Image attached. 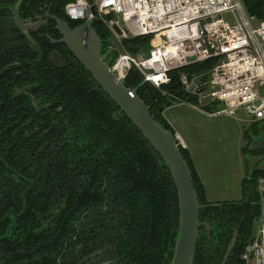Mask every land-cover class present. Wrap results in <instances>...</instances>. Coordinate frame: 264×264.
Segmentation results:
<instances>
[{
    "label": "trees",
    "instance_id": "1",
    "mask_svg": "<svg viewBox=\"0 0 264 264\" xmlns=\"http://www.w3.org/2000/svg\"><path fill=\"white\" fill-rule=\"evenodd\" d=\"M70 1L24 0L22 17L48 5L77 25L80 22L65 12ZM14 2L0 0V264H75L78 244L96 251L100 262L113 258L118 259L113 264H170L180 209L165 161L65 45H54L44 37L41 45L34 35L33 45L19 32L12 22ZM243 2L251 14L264 20V0ZM94 27L104 45L110 44V30L99 21ZM150 38L126 40V49L138 53ZM37 48L42 51L39 60ZM117 54L114 51L112 57ZM14 61L19 63L3 70ZM214 63L211 59L174 70L171 82L162 88L143 83L133 68L126 85L137 88L150 110H158L156 119L175 132L163 111L176 98L198 102L182 85L180 72L205 73L206 79ZM219 107L218 103L206 106ZM113 113L121 117L119 121ZM182 152L204 205L200 221L215 224V240L210 243L201 226L193 264H224L221 251L233 234L229 226L225 232L219 227L226 209L206 205L205 184L191 152ZM257 185L256 176L244 180L249 191L246 203L229 207L232 217L241 219L242 233L229 264H241L239 255L259 218ZM57 206L59 213L46 224Z\"/></svg>",
    "mask_w": 264,
    "mask_h": 264
},
{
    "label": "built area",
    "instance_id": "2",
    "mask_svg": "<svg viewBox=\"0 0 264 264\" xmlns=\"http://www.w3.org/2000/svg\"><path fill=\"white\" fill-rule=\"evenodd\" d=\"M65 11L72 20L99 21L110 30L107 53L118 52L111 68L120 77L135 68L143 81L162 88L171 82L172 71L214 59L206 79L205 73L180 72L186 91L211 117H237L243 110L249 121H264V20L243 0H71ZM146 35L151 38L142 51L126 49V40ZM215 103L220 107L206 108ZM257 183L259 230L245 246L242 264H264V174Z\"/></svg>",
    "mask_w": 264,
    "mask_h": 264
},
{
    "label": "water",
    "instance_id": "3",
    "mask_svg": "<svg viewBox=\"0 0 264 264\" xmlns=\"http://www.w3.org/2000/svg\"><path fill=\"white\" fill-rule=\"evenodd\" d=\"M22 1L18 0L14 19L29 38L30 25L21 20L19 12ZM52 18L62 34L60 41L67 44L104 91L121 107L165 161L177 187L180 209L179 229L170 264H193L200 228L203 225L200 221V210L204 205L199 201L193 173L182 152L176 131L164 127L140 97L137 88L127 86L126 78L120 77L112 70L113 58L109 62L103 60L102 38L94 27L95 21L84 22L72 28L68 21L56 16ZM258 128L259 138L252 137L250 151L264 149V121ZM187 149L190 151L189 148ZM249 169L251 174L254 169L264 171V156L252 157ZM235 239L236 236L234 241Z\"/></svg>",
    "mask_w": 264,
    "mask_h": 264
},
{
    "label": "rangeland",
    "instance_id": "4",
    "mask_svg": "<svg viewBox=\"0 0 264 264\" xmlns=\"http://www.w3.org/2000/svg\"><path fill=\"white\" fill-rule=\"evenodd\" d=\"M202 105L176 99L164 115L185 139L209 200L239 201L248 175V155L244 151L249 142L244 131L250 117L243 110L237 117L225 114L211 117Z\"/></svg>",
    "mask_w": 264,
    "mask_h": 264
},
{
    "label": "flooded vegetation",
    "instance_id": "5",
    "mask_svg": "<svg viewBox=\"0 0 264 264\" xmlns=\"http://www.w3.org/2000/svg\"><path fill=\"white\" fill-rule=\"evenodd\" d=\"M23 1L21 2L20 6H19V12H20L21 20L25 24L30 25V29H28V32L30 34V37H29L30 43L33 44V45L36 44V41L33 38V35H34L36 37V39H38V41L40 42L41 45H42L41 39L44 37V38L49 39L50 43H52L54 45H58V44L65 45L70 50V48L67 46V44H65L64 42H61L60 41L61 38H62V34L57 29L56 21L52 17L53 16H56V17H60V18H62L64 20L68 21L69 24H70V26L72 28H75L78 25L83 24V22L79 21L80 23H78L77 25H73V23L71 21L63 18L60 15H57V14L53 13L52 12V8L50 6H48V5H45L44 7L40 8L39 11H38V13H35L32 16H30V17L23 18L22 17V13H21L22 12L21 11V8H22ZM17 5H18V0H15V2L12 4V8H13L12 9L13 10L12 22L14 23V25L16 27H18V29L20 30L19 31L20 33L25 34L20 29V27L17 25V23H16V21L14 19V13H15V9L17 8ZM65 8H66V6H65ZM20 33H17L16 34L17 37L20 36V35H22ZM37 34H38V36H37ZM111 43H112V40H111L110 44ZM110 44H108L106 46V44L104 45L103 40H102V58L106 62H109L110 59L113 58L112 57V54L113 53H111V54H108L107 53V48H108V46ZM37 49L39 50V53H40V55H38V60H39L40 59L39 57L41 56L42 51L40 50V48H37ZM57 51L58 52L59 51H63V48H58ZM58 52H56V55H57ZM72 54L75 56V54L73 52H72ZM18 63H19L18 61H14L12 63H9L8 65H6L3 68V70H7L11 66H13L15 64H18ZM16 90H17V88H16ZM93 91H95V89H93ZM14 92H15V89H14L13 93ZM165 110L163 111V115H164ZM157 111L158 110L155 107H152V111L151 112L154 115L157 114ZM112 117H113V119L115 121H119L120 118H121L117 113H113ZM164 117H165V115H164ZM261 122L262 121H249V126L244 131L245 133L248 134V142H249L248 145L245 147L246 150L244 151L248 155V161H247V165H248V171L247 172H248V175H247V177H245L244 180H247L248 178H253L255 176H256V178L258 180V178H259V175L258 174H259V172H261V171H258L257 169H254L253 172H252V174H251L250 173V169H249V163H250V159L252 157L264 156V149L257 150V151H250V149H249V147H250V145H251V143L253 141V138H257V139L259 138L260 131L258 132V126H259V124ZM248 193H249V191L248 190H245L244 189V186H243V197H242L241 200L236 201V202H223V203L222 202H212L211 200H209V198L207 196V200L209 202L206 205L208 207H224L226 209V211L224 212V214L222 216V221L220 222V226H219L220 227V230L223 231V232H225V228L227 226H229L230 228L233 229V234H232L231 239H230V241L228 243L227 249L224 252L221 251L222 262H224V264L225 263L226 264L227 263L229 264L235 258L236 254H237V250H238L237 249L238 248V245H239L238 243L242 239V233L240 231L241 219H238L237 218L238 215L236 216V218H235V216L232 217V215L229 212V207L232 204H237L236 206H238L239 204L246 203V201L248 199ZM206 194H207V192H206ZM257 194H258V185H257ZM257 201H258V199H257ZM55 208L56 209L53 211L54 212V216L51 215L49 217V220L46 221V224L48 222H50L51 220H53L54 217L57 216V214L59 213V210H60L59 209V206H57ZM258 224H259V218H257L255 220V222H254V225H253L252 230H251L252 231L251 232L252 234H251L250 238L247 240L248 242H250L254 238V236L257 234V231L259 230V225ZM203 226L206 228V230L208 232V238H207V240L209 241V243L212 242V241H214L215 240V238H214L215 236H214V233H212V232L214 231L215 224L213 223V221H211L209 219H205L204 222H203L202 227ZM235 236H236V239L234 241V237ZM222 242H225V239H222ZM233 242H234V244H233ZM208 245H211V244H208ZM76 253H77L78 257H77V260L75 261V264H113L116 260H118V259H113V258H107L106 261L100 262V261H98V258H97V254L98 253L96 251H93V249H89V251H87L84 247H82V244H78L76 246ZM239 258H240V263H241V255H239Z\"/></svg>",
    "mask_w": 264,
    "mask_h": 264
},
{
    "label": "crops",
    "instance_id": "6",
    "mask_svg": "<svg viewBox=\"0 0 264 264\" xmlns=\"http://www.w3.org/2000/svg\"><path fill=\"white\" fill-rule=\"evenodd\" d=\"M167 119V118H166ZM168 121H169V123L172 125V123H171V121L169 120V119H167ZM172 127H173V125H172ZM175 130V129H174ZM176 131V130H175ZM177 132H179L178 130H177ZM195 163V162H194ZM196 165V164H195Z\"/></svg>",
    "mask_w": 264,
    "mask_h": 264
}]
</instances>
